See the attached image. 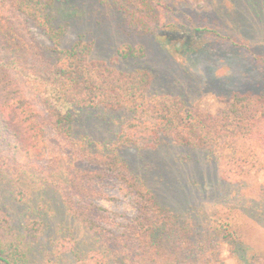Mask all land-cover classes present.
Here are the masks:
<instances>
[{
  "label": "trees",
  "instance_id": "16d2710c",
  "mask_svg": "<svg viewBox=\"0 0 264 264\" xmlns=\"http://www.w3.org/2000/svg\"><path fill=\"white\" fill-rule=\"evenodd\" d=\"M158 1L105 0L142 33L159 27L163 18ZM56 2L0 0V172L17 177L19 169L35 164L43 155L44 129L52 128L72 145L78 161L89 163L69 168L59 187L68 213L99 244L77 264H180L193 257L212 261L223 241L220 226L214 230L183 224L179 214L164 206L148 182L132 170L124 151L151 148L167 138L179 146L212 151L222 179L238 183L264 167V93L234 92L221 100L223 107L215 113L202 99L190 103L152 94L151 72H126L91 59V44L83 39L65 47L66 26ZM23 23L35 25L46 36L52 62L35 61V45L23 36ZM118 55L138 54L123 47ZM24 84L43 103L44 114L27 97ZM87 108L124 110L131 117L113 139L96 143L76 132ZM107 178L132 197L133 216L119 221L118 214L94 200L97 179ZM20 194L25 197L22 190ZM44 225L43 219L32 218L15 229L0 205V264H38L31 255ZM229 241L241 243L236 236ZM61 245L69 249L72 243L66 239ZM251 262L256 264L255 257Z\"/></svg>",
  "mask_w": 264,
  "mask_h": 264
},
{
  "label": "rangeland",
  "instance_id": "374dc122",
  "mask_svg": "<svg viewBox=\"0 0 264 264\" xmlns=\"http://www.w3.org/2000/svg\"><path fill=\"white\" fill-rule=\"evenodd\" d=\"M62 1L56 5L66 26L64 46L83 39L91 44V59L126 72H151L152 94L190 103L202 99L205 108L215 113L223 107L221 100L234 92L264 93V0H161L163 19L148 33L131 26L105 0ZM21 31L35 45V61L52 62L46 36L35 25L23 23ZM123 47L136 49L138 55L120 57ZM21 86L44 114L40 99L27 85ZM130 117L124 110L87 108L76 132L96 143L108 141ZM41 137L45 147L35 164L19 169L17 177L0 172V205L15 229L32 218L44 220L46 230L31 255L36 263L77 264L99 244L68 213L59 187L69 168L89 163L78 161L72 145L54 129L46 127ZM124 156L183 224L214 230L220 226L223 241L212 261L193 257L180 264H252L251 256L256 264H264V167L229 183L222 179L212 151L179 146L167 138L151 148L126 149ZM94 186V200L118 214L119 221L134 215L132 197L114 179H97ZM233 236L241 241L239 245H231ZM66 239L72 243L69 249L61 245Z\"/></svg>",
  "mask_w": 264,
  "mask_h": 264
}]
</instances>
